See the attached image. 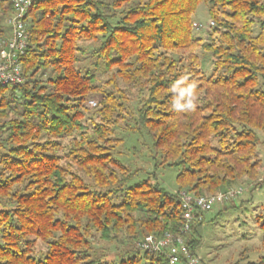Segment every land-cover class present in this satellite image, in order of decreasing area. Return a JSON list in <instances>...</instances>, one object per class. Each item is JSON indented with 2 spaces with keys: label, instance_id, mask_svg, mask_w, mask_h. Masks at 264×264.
I'll list each match as a JSON object with an SVG mask.
<instances>
[{
  "label": "trees",
  "instance_id": "trees-1",
  "mask_svg": "<svg viewBox=\"0 0 264 264\" xmlns=\"http://www.w3.org/2000/svg\"><path fill=\"white\" fill-rule=\"evenodd\" d=\"M10 14L0 0L1 36ZM23 20L24 81L0 86V264H167L136 244L180 233L181 192L258 174L264 0H39ZM117 128L145 133L156 167L180 168L176 192L131 182ZM203 213L185 236L193 254Z\"/></svg>",
  "mask_w": 264,
  "mask_h": 264
},
{
  "label": "rangeland",
  "instance_id": "rangeland-1",
  "mask_svg": "<svg viewBox=\"0 0 264 264\" xmlns=\"http://www.w3.org/2000/svg\"><path fill=\"white\" fill-rule=\"evenodd\" d=\"M194 22L201 24L202 30L209 23L204 4L198 6ZM202 30L196 32L202 35L205 32ZM80 45L90 50L89 48L96 44L82 41ZM202 60L206 70H209L207 58L204 57ZM101 78L105 79L104 76ZM89 101L96 102L94 99H89L87 102ZM87 106L92 107L89 103ZM90 112L88 111L89 114ZM115 133L124 139L120 160L132 171H137L132 183L150 179L159 183L168 192H176L178 188L176 175L180 168L156 167L155 151L145 133H127L125 129L119 128ZM63 141L66 142V140ZM259 158L257 176L255 179L246 178L234 188L242 190L236 198L224 204H217L210 211L203 213V222L196 227L199 244L194 251L201 260L200 264H245L256 262L264 255V229L261 228V224L264 223V180L257 188L255 187L259 180L264 178V148L262 147L259 148ZM97 247L112 256L124 249L123 244L102 243ZM41 248L38 246V250Z\"/></svg>",
  "mask_w": 264,
  "mask_h": 264
},
{
  "label": "built area",
  "instance_id": "built-area-1",
  "mask_svg": "<svg viewBox=\"0 0 264 264\" xmlns=\"http://www.w3.org/2000/svg\"><path fill=\"white\" fill-rule=\"evenodd\" d=\"M12 14L5 20L6 34L0 35V86H18L24 81L20 58L27 48L28 37L23 17L30 6L39 0H6ZM212 25V23H211ZM195 27H201L194 24ZM92 107L94 101L88 102ZM241 189H229L209 195L195 196L181 192L182 226L179 234L165 233L161 236L147 235L136 246L149 253H161L167 264H200V258L185 243V236L193 222L202 221L200 212L210 211L217 204L236 198Z\"/></svg>",
  "mask_w": 264,
  "mask_h": 264
}]
</instances>
